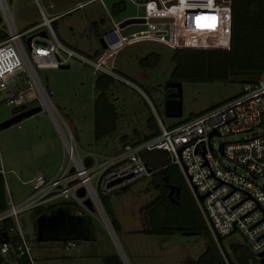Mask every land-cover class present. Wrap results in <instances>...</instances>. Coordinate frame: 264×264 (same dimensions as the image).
Masks as SVG:
<instances>
[{"label":"built area","instance_id":"obj_1","mask_svg":"<svg viewBox=\"0 0 264 264\" xmlns=\"http://www.w3.org/2000/svg\"><path fill=\"white\" fill-rule=\"evenodd\" d=\"M91 1H80L73 9ZM131 1L144 9L135 17L158 27L123 34L126 26L120 24L130 16L126 17L101 33L105 47L89 56L57 37L52 24L56 15L46 8H41V22L20 30L13 0H0V94L6 93L0 102L19 107L17 111L37 105L42 111L46 109L61 134L65 155L55 175H35L25 200L15 203L10 198L8 208L0 212V223L16 219L27 209L65 202L79 214L89 216L97 209L108 219L101 195L122 192L136 181L153 176L157 170L149 166L143 153L161 149L167 151L169 164L180 168L216 241L220 236L240 233L253 255V264H264V79L244 81L237 96L179 124L167 126L158 117L157 135L128 142L113 154L80 152L75 137L64 129L63 124H67L52 100L54 90L44 85L38 68H59L77 59L91 65L96 75L106 74L137 87L115 71L119 50L129 44L152 39L175 49L230 47L231 0ZM28 37H32L30 47ZM245 132L251 135L230 139ZM81 187L86 191L83 197L78 195ZM88 198L94 209L85 202ZM111 228L114 230L112 223ZM65 244L71 247L74 241ZM0 251L4 255L13 252L16 257L27 254L32 260L30 247L21 236L3 240Z\"/></svg>","mask_w":264,"mask_h":264},{"label":"rangeland","instance_id":"obj_2","mask_svg":"<svg viewBox=\"0 0 264 264\" xmlns=\"http://www.w3.org/2000/svg\"><path fill=\"white\" fill-rule=\"evenodd\" d=\"M120 2L125 8L116 13L113 6ZM52 3L53 7L50 6ZM76 4L77 0H13L12 7L16 25L23 30L41 22L43 7L48 13L56 14V11ZM143 13V7L137 8L131 0H93L71 9L57 20L55 18L52 24L57 32L75 35L86 53L93 54L94 49H102L92 27L93 21H97L100 30L105 31L124 16ZM149 27L155 29L158 26L134 23L122 29V33ZM174 53L175 48L169 44L152 39H144L119 50L115 71L137 87L115 81L109 95L112 100L116 99L118 128L99 141L94 137V102L98 94L94 82L98 75L93 67L72 59L68 68H38V73L44 85L54 90L52 100L67 124V127L63 124L64 129L75 137L77 149L83 153L94 151L101 154L116 152L121 147L120 138L125 134L131 141L137 140L139 137L133 136L134 130H138L141 137L148 134L146 122L151 115L157 119L160 117L167 126L173 125L191 114L205 112L237 96L244 81L264 79L263 75H248L233 77L230 81L182 80L183 115L180 118L169 117L165 113V85L171 80L176 66L172 58ZM5 97L6 93L2 92L0 100ZM14 108L6 101L0 102V124L14 115ZM247 135L251 132L239 133L230 139ZM214 142L218 139L214 138ZM64 156L61 134L46 109L7 128L0 127V169L5 176L8 201L10 198L15 203L25 200L32 190L30 178L35 172H45L53 165V169H59ZM158 181L154 176H147L126 191L110 194L108 200L120 229L114 233L109 218H104L96 209L89 214L96 238L74 240V246L65 250L66 256L61 257L59 251L52 248L64 246L65 241L38 239L35 208L21 212L14 219L15 226L9 235L25 239L34 264H103L105 256L114 254L119 255L124 264L194 263L208 245L207 235L147 232L146 206L159 194ZM236 242H244L240 233H233L222 240L227 249Z\"/></svg>","mask_w":264,"mask_h":264},{"label":"trees","instance_id":"obj_3","mask_svg":"<svg viewBox=\"0 0 264 264\" xmlns=\"http://www.w3.org/2000/svg\"><path fill=\"white\" fill-rule=\"evenodd\" d=\"M117 6L119 3L113 7L114 12H116ZM172 58L176 66L171 74V80L230 81L231 78L238 76H264V0H231L229 48H176ZM115 81L113 77L101 74L96 77L94 82L98 92L94 102V137L97 141L111 135L118 128L119 112L109 95ZM19 109V107H15L14 111ZM195 115L191 114L186 119ZM146 125L149 130L148 134L141 137L139 131L134 130L133 136L139 137L135 141H131L125 134L120 138L121 147L128 142L135 143L153 137L160 132L157 118L154 115L147 119ZM143 157L149 166L157 170L153 175L155 180H159L157 183H163L168 178L170 186L177 185L181 190L178 195L175 194L177 200L173 202L168 196L170 189H166L164 184L160 185L157 198L146 206L147 232L176 234L192 231L195 234L207 235L208 245L205 251L194 263L189 264H253V255L246 244L232 243L227 249L222 243L223 237L220 236L218 242L213 238L185 183L180 168L177 165L169 164L167 151L161 149L145 151ZM108 197L109 195H101V201L116 232L120 229V223L116 219ZM61 204L55 203L35 208L36 217ZM63 204L74 207L69 202ZM8 206L5 176L0 169V212L6 210ZM88 217L91 220V217ZM0 225L1 244L6 238H13L9 235V231L15 226L14 219L8 218ZM0 264H33V262L27 254L16 257L13 252L4 255L0 251ZM103 264H124V262L119 255L114 254L105 256Z\"/></svg>","mask_w":264,"mask_h":264},{"label":"water","instance_id":"obj_4","mask_svg":"<svg viewBox=\"0 0 264 264\" xmlns=\"http://www.w3.org/2000/svg\"><path fill=\"white\" fill-rule=\"evenodd\" d=\"M162 21V20H154ZM144 18H138L135 16H130L125 21L121 22L120 26L125 27L129 24L143 23ZM46 36L45 32L41 33ZM32 37L27 38V45L30 47ZM102 47H105V42L103 38H100ZM70 65H63L60 68H68ZM166 87H176L177 91L171 93L172 98L165 100V113L169 117H182L183 115V90L182 81L170 80L166 83ZM42 111V107L32 106L25 108L20 111H14V115L0 124L1 128H7L24 118L33 116ZM180 189L177 185L172 184L170 186L169 198L173 202L177 200L175 194H179ZM86 191L84 187L79 188L78 195L85 196ZM203 198V197H201ZM87 205L94 209L91 199H86ZM37 234L39 240H62V241H74L77 239H95V230L92 225L90 218L84 214H77L74 207L66 204H61L54 207L52 210L46 213H42L36 217ZM184 234L193 235L195 232L184 231ZM8 239V238H6ZM5 239V240H6ZM264 263V258L262 259Z\"/></svg>","mask_w":264,"mask_h":264},{"label":"crops","instance_id":"obj_5","mask_svg":"<svg viewBox=\"0 0 264 264\" xmlns=\"http://www.w3.org/2000/svg\"><path fill=\"white\" fill-rule=\"evenodd\" d=\"M78 2H80L79 0H77V3ZM53 4V3H52ZM118 4V3H117ZM54 5V4H53ZM116 4H114V6H115ZM113 6V7H114ZM74 7H70V8H65V9H63V10H61V11H56V14H53V15H56V20L57 19H59V17L61 16V15H63L64 13H66V12H69L71 9H73ZM125 7H124V5H123V3L122 2H120L119 3V6H117L116 7V13H120L123 9H124ZM130 15H128V16H124L123 18H121L120 20H122V19H124V18H126V17H129ZM132 16V15H131ZM135 16V15H134ZM136 24V23H135ZM92 27H93V30H95L94 32L97 34V36H98V38H99V41H100V38H101V33L103 32V30H100V25H99V23L97 22V21H93L92 22ZM56 35H57V37L62 41V42H64L65 44H67L68 46H70V47H72V48H74V49H76V50H78V51H80V52H82V53H84V54H87L86 53V51H85V49L82 47V45H81V43L79 42V40L78 39H76V36L75 35H69V34H67V33H65V31L63 32H57L56 31ZM102 49H100V48H98V49H94V53L93 54H87V55H89V56H92V55H95V54H97V53H99L100 51H101ZM115 98L113 99V102L115 103ZM54 168V165H53V167L51 168V166L50 167H48V169H47V171H41V170H38V171H36L35 172V174L30 178V182L32 183V180H33V178L35 177V175L36 174H38V173H44L45 175H47L48 176V174H50V176H53V175H55L56 174V172L58 171V169H53ZM50 170H52V171H50ZM47 172V173H46ZM49 172V173H48ZM74 210H75V212H76V209H75V207H74ZM77 213V212H76ZM77 214H79V213H77ZM84 215H86V214H84ZM86 216H88V215H86ZM93 225V224H92ZM94 227V226H93ZM95 230V229H94ZM72 247V246H71ZM71 247H67L66 246V244H64V246H52V248L53 249H56V251H59V254L60 255H62L61 257H63V256H66L64 253H65V250L66 249H68V248H70L71 249ZM51 248V249H52ZM58 257V256H57ZM34 264V263H33Z\"/></svg>","mask_w":264,"mask_h":264},{"label":"flooded vegetation","instance_id":"obj_6","mask_svg":"<svg viewBox=\"0 0 264 264\" xmlns=\"http://www.w3.org/2000/svg\"><path fill=\"white\" fill-rule=\"evenodd\" d=\"M165 87H166V86H165ZM176 91H177V88H176V87H166V88H165V100L168 99V98H172V96H170V94H171V93H174V92H176ZM16 111H17V110H16ZM161 184H164V187H165L166 189H170V188H169V187H170V184H169V182H168V178H166V179L163 181V183H162V182L157 183V187L159 188ZM180 192H181V190H180ZM180 192H179V193H180Z\"/></svg>","mask_w":264,"mask_h":264},{"label":"snow or ice","instance_id":"obj_7","mask_svg":"<svg viewBox=\"0 0 264 264\" xmlns=\"http://www.w3.org/2000/svg\"><path fill=\"white\" fill-rule=\"evenodd\" d=\"M199 19V18H198Z\"/></svg>","mask_w":264,"mask_h":264}]
</instances>
